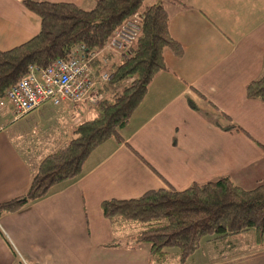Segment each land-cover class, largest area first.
Instances as JSON below:
<instances>
[{
	"label": "crops",
	"instance_id": "1",
	"mask_svg": "<svg viewBox=\"0 0 264 264\" xmlns=\"http://www.w3.org/2000/svg\"><path fill=\"white\" fill-rule=\"evenodd\" d=\"M22 1L0 0V50L39 32V16ZM37 1L83 10L96 2ZM146 2L162 3L182 54L165 49L166 69L153 76L119 131L125 143L107 139L78 176L0 215V264H264V241L257 243L252 232L205 239L200 253L184 259L174 250L150 255L144 244L106 246L119 233L102 214L105 200L168 186L184 190L221 177L245 190L264 183V102L245 92L264 72V0ZM94 107L48 101L16 117L10 103L0 105V204L26 192L41 160L95 117ZM32 150L47 154L32 158Z\"/></svg>",
	"mask_w": 264,
	"mask_h": 264
},
{
	"label": "trees",
	"instance_id": "2",
	"mask_svg": "<svg viewBox=\"0 0 264 264\" xmlns=\"http://www.w3.org/2000/svg\"><path fill=\"white\" fill-rule=\"evenodd\" d=\"M22 3L39 16L40 29L27 41L0 50V98L29 64L45 67L78 44L88 50L102 48L136 12L140 13V32L129 55L112 66V91L94 107L95 117L78 124L68 142L41 160L26 192L1 203L0 215L16 212L46 195L55 184L78 176L90 153L107 139L125 143L119 131L130 121L153 76L166 69L165 49L182 54L181 45L169 33V18L161 2L96 0L90 10L70 2ZM245 92L248 98L264 102V72L246 85ZM101 210L119 233L106 246L144 244L150 255L174 250L184 259L205 239L244 232H252L257 243L264 241V183L245 190L229 177H221L184 190L168 186L135 198L108 199L101 203Z\"/></svg>",
	"mask_w": 264,
	"mask_h": 264
},
{
	"label": "built area",
	"instance_id": "3",
	"mask_svg": "<svg viewBox=\"0 0 264 264\" xmlns=\"http://www.w3.org/2000/svg\"><path fill=\"white\" fill-rule=\"evenodd\" d=\"M140 13L125 20L99 49L88 50L78 44L65 57L47 66L29 64L26 73L7 88L0 105L10 103L14 115L21 117L44 102L96 106L109 94L112 66L126 57L140 32ZM23 264H28L23 261Z\"/></svg>",
	"mask_w": 264,
	"mask_h": 264
},
{
	"label": "rangeland",
	"instance_id": "4",
	"mask_svg": "<svg viewBox=\"0 0 264 264\" xmlns=\"http://www.w3.org/2000/svg\"><path fill=\"white\" fill-rule=\"evenodd\" d=\"M117 57H114L112 60L114 61L115 60V63H114V65L116 64V63H118V60L116 59ZM112 89V87L111 86H109V93L112 91L111 90ZM27 119H29L30 120V122H31V118H27ZM27 119H25V120H20L21 121V124L25 127V126H28L29 124L27 123L29 120H27ZM49 128V127H48ZM47 128V129H48ZM48 130H50V129H48ZM43 131V130H42ZM41 130L40 131H37V133H40V135H41V132H42ZM50 131H52V129L50 130ZM48 132V131H47ZM48 134H49V136L50 137H52V136H54V135H52L51 134V132H48ZM55 138H58L57 137V135H56V137ZM54 138V139H55ZM47 152V150L46 151H40V150H32L31 151V156H32V158H34V157H41V156H44L45 154H47L46 153ZM194 253H200L199 252V250H198V252H197V250L194 252Z\"/></svg>",
	"mask_w": 264,
	"mask_h": 264
}]
</instances>
